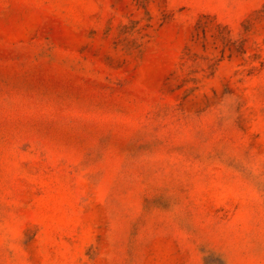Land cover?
<instances>
[{"label":"rangeland","instance_id":"1","mask_svg":"<svg viewBox=\"0 0 264 264\" xmlns=\"http://www.w3.org/2000/svg\"><path fill=\"white\" fill-rule=\"evenodd\" d=\"M0 264H264V0H0Z\"/></svg>","mask_w":264,"mask_h":264}]
</instances>
